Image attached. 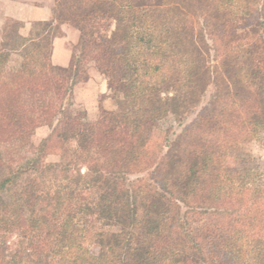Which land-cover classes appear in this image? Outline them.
<instances>
[{
	"label": "trees",
	"instance_id": "trees-1",
	"mask_svg": "<svg viewBox=\"0 0 264 264\" xmlns=\"http://www.w3.org/2000/svg\"><path fill=\"white\" fill-rule=\"evenodd\" d=\"M66 7L82 47L69 68L49 62L53 23H42L39 42L20 33L5 36L0 134L16 138L40 124L44 105L36 116L26 110L23 89L54 92L62 109L88 55L121 101L112 123L118 129H84V142L73 153L88 162L84 170L76 159L44 163L38 155L11 165L0 183V190L7 187L0 195V264H264V193L251 195V201L234 192L235 185L225 189L237 168L223 166L220 149L192 132L159 159L143 161L150 157L142 154L147 135L140 131L153 117L171 110L177 115L178 103L190 100L202 84L218 90L203 110L216 109L225 98L219 85L229 82L227 71L237 73L239 57L248 55L249 70L240 66L249 85L242 124L249 122V129L264 124V46L259 50L255 35L236 42L239 52L222 46L232 42L230 30L239 29L246 14L264 17V0L257 5L255 0H69ZM19 39L31 50L22 66L5 76L8 46ZM231 82L228 92L237 85ZM169 88L171 95L165 92ZM232 108L224 109L229 119L236 117ZM122 119L133 120V129H120ZM98 219L123 225L126 236L101 240L94 254L83 242Z\"/></svg>",
	"mask_w": 264,
	"mask_h": 264
},
{
	"label": "rangeland",
	"instance_id": "rangeland-1",
	"mask_svg": "<svg viewBox=\"0 0 264 264\" xmlns=\"http://www.w3.org/2000/svg\"><path fill=\"white\" fill-rule=\"evenodd\" d=\"M55 2L58 11L55 12L53 22H50L53 23V31L47 42V53L51 64L69 68L71 65L77 64L78 56L82 52L81 32L75 22L66 20L67 13L70 14L71 10L66 7L69 0H55ZM260 2L261 0H255L256 5ZM261 12L264 13V10ZM222 14L220 12V15ZM244 17L239 29L230 30L235 36L232 42L226 44V41L222 40L224 41L222 43L223 49H234V51L239 52L241 50L238 48L239 46H235L236 42L242 39L247 41L249 36L255 35L258 45L261 46L259 50H263L264 23H259L264 21V17L261 18L259 13L246 14ZM43 24H34L36 26H34V30H31L26 36L20 32L24 23L6 20L3 28L0 29V47H3V41L7 34L13 37L15 33H20L24 37H30L39 42V31L44 27ZM65 24H67L68 29L62 30ZM56 36H62L63 40L55 44ZM249 42L253 43L254 41L249 40ZM30 50L31 48L24 46L21 39L9 45L7 49L10 52L9 60L3 74L6 76L8 73L19 69ZM224 53L226 52L224 51ZM214 60L217 64L218 61ZM239 60V64L234 68L237 73L227 71L226 79L229 82L222 81L219 85L222 88L219 92L225 95V98L220 102V105H217L216 109H212L213 107L210 105V109L203 110L205 106L212 103L218 90H216L215 84L209 87L202 84L199 87L200 91L198 90L190 100L186 99L185 102L178 103L175 108L177 115L175 111L171 110L172 112L162 118L153 117L149 119L147 123L150 125L140 129L147 135L143 143L144 152L142 151V154L148 153L147 157L151 158H143V161H152L154 157L157 160L175 145L177 148L179 144H183L189 137L188 133H195L196 136L202 137L201 139L207 140L208 145L211 143L214 149H220L223 166L237 168L236 171L232 170V173L228 174L230 183H225L223 187L229 189V186L235 185L234 192L246 196L252 201L251 195L264 193V124L254 129H249V122H246V125L242 124L243 116L241 115L244 114V111L241 112L240 110L243 101L249 99V85L242 80L244 74L241 72L240 66L248 65L249 70V55L247 57L241 56ZM81 61L80 81L74 87L69 98H64L62 109L56 102L54 92L45 89H23L21 98L27 106L26 110L32 111L31 113L36 116L39 107L44 105L38 114V116L42 115V120L35 129H30L31 132L16 138H11L10 133L4 136L0 134V183L9 173L11 165L13 167L22 165L26 158L33 155L40 156L44 163H70L76 159L84 170L88 162L80 157H74L73 154L74 148L79 143L84 142L81 134L84 129H118L112 123L115 119V113L118 114V106L121 101L113 97L107 75L98 67L93 55L84 56ZM230 80L237 85L234 90L228 92L226 87L229 83L231 86L233 85ZM170 89L165 91L166 94H172ZM123 101L127 103V100ZM49 102H53V108L45 107ZM219 106L221 107L219 108ZM232 106L234 108L231 112L236 113V117L229 119L225 116L224 109L228 110ZM132 121L131 119H122L121 127L123 128L120 129H133ZM204 122L206 124L203 125ZM61 131H64V137L60 136L59 132ZM89 151L92 150H85L84 152ZM147 174L145 175L147 176ZM27 176L28 174H24L22 178ZM130 177L134 178V175H129ZM6 189L7 187L0 190V195H3ZM93 227L92 237L85 239L83 245L94 254L99 252L101 240L126 236L125 227L117 222L98 219L94 222Z\"/></svg>",
	"mask_w": 264,
	"mask_h": 264
},
{
	"label": "crops",
	"instance_id": "crops-1",
	"mask_svg": "<svg viewBox=\"0 0 264 264\" xmlns=\"http://www.w3.org/2000/svg\"><path fill=\"white\" fill-rule=\"evenodd\" d=\"M55 3V0H0V29L6 20H16L24 23L20 32L27 36L34 30V24L53 22ZM64 26L62 30H66L67 24ZM61 40L62 36H56L54 42L56 44Z\"/></svg>",
	"mask_w": 264,
	"mask_h": 264
}]
</instances>
